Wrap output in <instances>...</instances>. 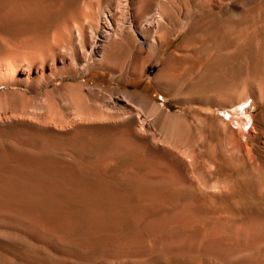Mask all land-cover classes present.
Instances as JSON below:
<instances>
[{
    "label": "rangeland",
    "instance_id": "1",
    "mask_svg": "<svg viewBox=\"0 0 264 264\" xmlns=\"http://www.w3.org/2000/svg\"><path fill=\"white\" fill-rule=\"evenodd\" d=\"M201 1L0 0V62L10 66L0 77V264H221L169 251L117 256L114 236L127 235L126 248L141 242L126 228L133 226L129 214L118 230L116 221L107 228L109 235L95 224L98 208H112L111 194L129 200L128 210L178 209L184 199L227 226L264 221V128L258 122L253 134L240 133L228 117L244 114L231 112L226 98L244 85L253 42L264 32V8L232 17L226 0L212 7ZM158 10L166 15L160 38L145 31ZM92 27L106 47L80 63L83 39L76 30L88 35ZM117 27L122 31L115 35ZM249 103L252 112L264 113V102ZM172 178L178 182H164ZM19 202L28 203L26 212ZM96 230L106 239L102 232L96 238ZM82 235L99 243L93 238L87 246Z\"/></svg>",
    "mask_w": 264,
    "mask_h": 264
},
{
    "label": "bare ground",
    "instance_id": "2",
    "mask_svg": "<svg viewBox=\"0 0 264 264\" xmlns=\"http://www.w3.org/2000/svg\"><path fill=\"white\" fill-rule=\"evenodd\" d=\"M227 1V4H228V8L226 9H230L231 10V15L234 11H238V10H243V11H248L250 13L249 10H251L252 8L254 7H258L259 9H263L264 8V0H226ZM229 1V2H228ZM214 2H217V1H214V0H202L201 1V4H199V6H203V7H208V6H211ZM123 4H126V3H123ZM218 4V3H217ZM216 5V4H215ZM212 7V6H211ZM217 7V6H216ZM225 7V6H224ZM214 8V7H213ZM259 9H256L259 10ZM138 10V9H137ZM161 10V9H160ZM158 10L156 11L155 13L151 14L148 18H147V21L145 22L146 23V32H147V28H150V29H153L156 34H155V37L157 38H160V34L158 33L157 34V30H158V24L159 22L161 21V19L163 18V13ZM253 10V9H252ZM255 10V9H254ZM233 11V12H232ZM240 12V11H239ZM254 11H252L253 13ZM245 13V12H244ZM234 14V13H233ZM240 13L236 14L237 16H239ZM110 15V14H109ZM165 15V13H164ZM187 15V14H186ZM247 15V13H246ZM252 15V14H251ZM111 16V15H110ZM166 16V15H165ZM258 16V15H257ZM255 17L258 19H261L262 18V13H261V16L260 18L258 17ZM233 17V15H232ZM102 19V16L98 19L99 21ZM104 19L107 23H109V17L107 14L104 15ZM235 19V18H233ZM263 21H264V17L262 18ZM255 20V19H253ZM127 25L130 29L132 28H135L133 26V22L131 19H125L124 20ZM262 21V20H261ZM260 21V22H261ZM262 21V22H263ZM121 22V21H120ZM254 22L256 23V21H253V24ZM259 23V21H258ZM252 24V25H253ZM248 25H251L248 24ZM251 25V26H252ZM260 26V25H259ZM263 26V25H262ZM108 27L111 28V25L108 24ZM140 27V26H139ZM161 22H160V30H161ZM258 27V26H257ZM256 27V28H257ZM141 28V27H140ZM262 28V29H261ZM259 28L260 30H263V27ZM112 29V28H111ZM249 29V27L247 26L246 30ZM258 29V28H257ZM258 29V30H259ZM115 30V29H114ZM136 30V29H134ZM122 29L121 28H118L117 27V30H116V34L117 35L118 33H121ZM249 30L245 31V32H248ZM254 30H252L253 32ZM110 32V31H109ZM150 32V30H149ZM251 32V34H253ZM261 31H259L260 33ZM115 33V32H113ZM113 33H109L110 36L113 34ZM140 33V32H139ZM76 34L77 36L79 37V39H83V42H82V48H81V52L82 54L85 56V58H78L77 61H79L80 63H82L83 61L86 60V54L88 53H91V54H98L100 52H102L103 48L105 45H103L99 39V31L97 30V28H94L92 27L91 30L89 31L88 35H84V34H81L79 30H76ZM146 34V33H145ZM145 34H143V36L146 38ZM149 34V33H148ZM250 34V36H252ZM154 35V34H153ZM161 36H164L163 34ZM246 34L243 36L245 37ZM149 37V36H148ZM147 37V38H148ZM242 37V38H243ZM154 38V36H153ZM165 38V37H164ZM241 38V39H242ZM168 39V38H167ZM246 39V38H244ZM163 40V38L161 39V41ZM251 40H252V37H251ZM250 40V41H251ZM145 41V40H144ZM240 41V39H239ZM245 41V40H244ZM243 41V42H244ZM253 42V41H252ZM161 44V43H160ZM239 44V43H238ZM247 44L249 45V43H246L245 45L247 46ZM256 50L255 53H254V56L250 57L248 56V60L250 59V64L248 66V69H247V72H246V77H245V80L243 81L244 82V85L242 87V89H239V90H235L234 88H231L230 90L234 89V91H231L229 93V91L227 92V96L226 97L228 100V104H229V110H231V112H234V113H238V112H241L244 114V116H234V115H229L228 117V120L229 122H231L232 124L236 125V127L241 131L240 133H243V135L245 133L247 134H253L256 129H257V123L258 122H261V125L262 127L264 128V113H254L251 111V108H250V100H255L256 102L258 103H263L264 102V32H261L255 39V41L253 42ZM252 44V46H253ZM162 45V44H161ZM240 45V44H239ZM106 47V46H105ZM251 49V48H250ZM105 51V50H104ZM253 54V53H252ZM101 55V53L99 54ZM42 57V56H41ZM95 57V56H94ZM250 57V58H249ZM32 58V57H31ZM30 58V59H31ZM60 58V57H59ZM30 59H27L29 60L30 62ZM33 60H36V58ZM89 61V60H88ZM12 62V61H11ZM13 65V63H11ZM14 63L16 61H13ZM33 62H36V61H32L31 63ZM60 64H62V66H65L66 65V59L65 58H61L60 59ZM0 62V77H2L4 75V72L7 70V68H10V66H8L7 64L9 63H2ZM32 65V64H31ZM34 65V63H33ZM32 65V66H33ZM13 68V66H12ZM33 68V67H32ZM9 70V69H8ZM9 73V71H7ZM5 75H7L5 73ZM4 75V76H5ZM237 83V81H236ZM241 88V87H240ZM237 89V88H236ZM229 93V94H228ZM226 95V93H225ZM205 97V96H204ZM224 98V100L226 99ZM218 99V98H217ZM216 99V100H217ZM223 100V101H224ZM218 101V100H217ZM226 102V101H224ZM226 102V103H227ZM219 103V102H218ZM249 103V104H248ZM141 108V107H140ZM142 111V110H141ZM242 114V115H243ZM87 116V115H86ZM85 116V117H86ZM104 116V115H102ZM83 117V116H82ZM88 117V116H87ZM99 117V116H98ZM101 117V116H100ZM105 117V116H104ZM109 117V116H108ZM84 118V117H83ZM82 118V119H83ZM89 118V117H88ZM90 118H93V116L91 115ZM95 118V117H94ZM97 118V117H96ZM102 118V117H101ZM91 120V119H90ZM75 123V122H74ZM228 123V121H227ZM77 128V127H76ZM81 128V127H80ZM83 128V127H82ZM81 128V129H82ZM84 130V128H83ZM261 131V130H260ZM248 136V135H247ZM126 149V148H125ZM239 151V150H238ZM238 151H237V154H238ZM252 152V151H251ZM240 153V152H239ZM250 153V152H249ZM193 153L189 154L188 156L191 157ZM195 154V153H194ZM249 158V157H248ZM190 159V158H189ZM252 159V158H250ZM192 161V160H191ZM191 163V162H190ZM208 163V162H207ZM167 164H172L169 162H167ZM170 165H167L170 169ZM207 165V164H206ZM59 166V165H58ZM55 167V165H54ZM61 167V166H60ZM60 167L59 170H60ZM53 168V167H52ZM57 168V169H58ZM62 168V167H61ZM212 168V167H211ZM54 169V168H53ZM55 170V169H54ZM66 170V169H65ZM71 170V169H70ZM68 170V171H70ZM168 171V170H167ZM62 172H65V171H62ZM71 172V171H70ZM73 172V170H72ZM71 172V174H72ZM56 173H57V170H56ZM59 173V172H58ZM68 173V172H67ZM172 173V170L168 173L169 175L167 176V173H166V176L169 177L170 174ZM62 174V173H61ZM70 174V173H69ZM68 174V175H69ZM70 174V175H71ZM177 174V172H176ZM180 175L184 173L180 172L179 173ZM178 174V175H179ZM18 175V174H17ZM75 175V174H74ZM179 175V177H180ZM73 176V174H72ZM71 176V177H72ZM165 176V177H166ZM189 176V174H188ZM112 177V176H111ZM166 177V178H167ZM170 177H173V176H170ZM169 177V178H170ZM182 177V175H181ZM180 177V179H181ZM184 177V176H183ZM187 177V176H186ZM74 178V176L72 177ZM188 178V177H187ZM37 179H40V178H37ZM78 180L80 179L79 177L77 178ZM82 179V178H81ZM184 179V178H183ZM166 180V179H165ZM164 182H168L167 184L169 183H172V181H174V178H172V180H166ZM35 181V180H33ZM40 181V180H38ZM36 181V184H38ZM42 181V179H41ZM89 181V180H88ZM185 181V180H183ZM194 181V180H193ZM43 182V181H42ZM52 182V181H51ZM77 182H80V181H77ZM87 182V181H86ZM174 182H178L177 180L174 181ZM173 182V184H174ZM181 182H182V179H181ZM180 182V183H181ZM187 182V181H185ZM192 182V181H191ZM189 182V183H191ZM45 183V182H44ZM42 183V184H44ZM50 182H47L46 183V186H48L47 184H49ZM88 183V182H87ZM86 183V184H87ZM90 183V182H89ZM93 183V182H92ZM41 184V186H43ZM55 185L56 184V180L54 182L53 180V183L50 184L49 186L51 185ZM97 184V183H96ZM172 184V185H173ZM183 184V182H182ZM194 185V182L191 183ZM190 184V185H191ZM54 185L52 187H54ZM60 185V184H59ZM76 185V184H74ZM78 185V184H77ZM76 185V187H77ZM81 185V184H80ZM99 185V184H98ZM178 185V184H177ZM189 185V188L191 187ZM38 186V185H37ZM45 186V184H44ZM43 186V187H44ZM45 186V187H46ZM62 186V185H61ZM85 186V185H84ZM169 186V185H168ZM214 186H222L223 185H214ZM40 187V186H39ZM42 187V188H43ZM57 187H58V183H57ZM60 187V186H59ZM93 187H95L93 185ZM98 187V186H97ZM36 188V187H35ZM42 188H39L40 190L38 191V193L41 191ZM64 189V187H62ZM91 188V187H90ZM225 188V187H224ZM223 188V189H224ZM15 189V188H14ZM49 190H53V189H50V187L48 188ZM59 189V188H58ZM86 189V188H85ZM95 189V192L98 190L96 188ZM48 190V191H49ZM62 190V189H61ZM188 190V189H187ZM44 191V189H43ZM42 191V192H43ZM45 191H47V187L45 188ZM56 191V189H55ZM68 191V190H66ZM74 191V190H73ZM89 191V190H88ZM100 191V190H99ZM98 191V192H99ZM102 191V190H101ZM100 191V192H101ZM37 192V191H36ZM111 192V191H110ZM115 192V191H114ZM54 193V192H53ZM52 193V194H53ZM60 193V192H59ZM102 193V192H101ZM109 193V192H108ZM264 193V192H263ZM44 194V193H43ZM50 194V193H48ZM103 194V193H102ZM106 194V192H105ZM111 194V193H110ZM125 194V193H124ZM33 195V194H32ZM73 195V194H71ZM80 195V194H79ZM107 195V194H106ZM130 195V194H129ZM50 196V195H48ZM52 196V195H51ZM50 196V197H51ZM60 196V194H59ZM58 196V197H59ZM84 196V195H83ZM101 196V195H100ZM99 196V197H100ZM53 197V196H52ZM66 196H61V198H65ZM75 197V196H74ZM80 198V196H78ZM115 197V196H114ZM111 194V196H108L107 197V201L110 203V205H112V208L109 209V210H103L100 208H98V211L96 213V216L92 217L95 219L96 221V225H98L99 227L98 228H102V229H105L104 231L109 235V231H107V228L110 227V226H115L113 225L112 223L116 221V230H118L120 228V224L122 223V220L123 218L126 216V215H131L132 217V220H133V223L130 222L131 224H133L132 227H129L126 225V228H134V231H135V235H133L132 233L130 235L133 236V240L135 239V237L137 238V241L139 239V242H141L140 244H136V246H132L129 247L128 245V248L125 247V244L128 243V239L126 237H117L120 233H117L116 235L117 236H114V238H116V241L114 240V243H117L119 245V247L117 248L116 252H114V254H117V256H119L121 253H124L125 255H129V253L131 254H136L138 256H140V254H144V255H148V254H153V253H158V252H161V251H169V252H173V253H180V254H189V255H204L207 257H210V258H207V262L209 261V259L211 260V258H214L216 260H219L217 262H221V264L223 262H229L228 264H264V255L260 254L259 250H260V246L264 245V221H261V223H247L245 222L244 224L240 225V226H227L226 224V227L228 228H225V225L223 224V222H220L218 219L210 216L209 214H207V212L205 213L204 210L202 209V211L200 210L201 208L198 206V210H197V204H194L192 203L191 201L193 200H185L184 199L182 200L183 203H181V206L178 208V209H173L172 208H165V210L163 211H150V209L147 211H135L132 209L131 206V209H126L123 205V202L125 203V200L124 198L122 197H116L114 198ZM125 197H128V196H125ZM135 197V196H134ZM134 197L133 200L131 201H134ZM151 197V196H149ZM27 198V197H26ZM60 198V197H59ZM106 198V197H104ZM159 198V197H157ZM157 198H153L151 199V201H161L162 202H165L164 200H159ZM21 199V198H20ZM81 199V198H80ZM83 199V198H82ZM129 199V198H128ZM167 199V198H166ZM187 199V197L185 198ZM22 200V199H21ZM44 200V199H43ZM56 200V199H55ZM60 199H58L59 201ZM93 200V199H92ZM91 200V201H92ZM98 200V199H97ZM125 200V201H124ZM137 200L139 202H148L149 200L148 199H140L139 197L137 198ZM137 200L135 199L134 202H137ZM170 200V199H169ZM61 201V200H60ZM65 201V200H64ZM78 201V200H77ZM100 201V200H99ZM129 201V200H128ZM127 203L129 204L130 202ZM167 202H171V201H168L166 200ZM174 201V200H173ZM177 200L175 199V202ZM62 202V201H61ZM102 202V201H101ZM106 202V203H108ZM20 205H21V202H19ZM33 202H31L32 204ZM63 203V202H62ZM71 203V202H70ZM92 203H96L95 202H92ZM192 203V204H191ZM24 204V203H22ZM28 204V203H27ZM27 204H25L27 206ZM49 204V202H48ZM47 204V205H48ZM60 204V203H59ZM163 204V203H162ZM171 204V203H170ZM24 205V206H25ZM42 205V204H41ZM66 205V203H65ZM64 205V206H65ZM98 205V204H97ZM172 205V204H171ZM194 206L196 205V209L195 207H190V206ZM23 205L19 206V208H21ZM23 206V207H24ZM63 206V207H64ZM69 206V205H68ZM133 206V205H132ZM167 206V205H166ZM179 206V205H177ZM31 207V206H30ZM60 207V206H59ZM71 207V206H70ZM69 207V208H70ZM84 207V206H83ZM28 208V207H27ZM46 208V206H45ZM49 209V207H47ZM72 208V207H71ZM109 208V207H108ZM200 208V209H199ZM25 209V207H24ZM56 209V208H55ZM62 209V208H61ZM105 209V208H104ZM153 209V208H151ZM195 209V210H194ZM27 209H25V212H26ZM31 210V208L29 209ZM38 210V209H37ZM37 210L35 212H37ZM43 210V209H42ZM59 210V209H58ZM23 211V210H22ZM33 211V209L31 210ZM68 211V210H67ZM73 211V210H72ZM39 212V211H38ZM48 212V211H47ZM50 212V211H49ZM52 212V211H51ZM50 212V213H51ZM63 212V211H61ZM49 213V214H50ZM56 213V212H55ZM39 214V213H38ZM214 214V213H213ZM218 214V213H217ZM28 215H30L28 213ZM40 215V214H39ZM67 215V214H66ZM215 215V214H214ZM216 216V215H215ZM32 217H34V215L32 214ZM37 217V216H36ZM77 217V216H75ZM88 217V216H87ZM41 218V216H40ZM44 218V217H43ZM91 218V219H92ZM30 219V218H29ZM47 219V218H45ZM55 219V218H53ZM65 219V218H64ZM67 219H69L67 217ZM74 219V218H73ZM81 219V218H80ZM88 219V218H87ZM25 220V219H24ZM35 220V219H33ZM70 220V219H69ZM68 220V221H69ZM28 221V220H27ZM41 221V220H40ZM76 221V218L75 220H73V222ZM87 221V220H86ZM253 221V220H251ZM36 222V221H34ZM37 222H39L37 220ZM56 222V221H55ZM258 222V221H257ZM41 223V222H40ZM67 223V222H66ZM87 223V222H86ZM89 223H92V222H89ZM126 223V222H125ZM222 223V224H220ZM36 224V223H34ZM65 225V223H63ZM53 225V224H52ZM59 225V224H58ZM95 225V226H96ZM129 225V224H128ZM224 225V226H223ZM27 226V225H26ZM39 226V225H38ZM36 226V227H38ZM44 226V225H43ZM92 226V224H91ZM131 226V225H130ZM31 227V226H29ZM45 227V226H44ZM51 229L52 230V226L50 225ZM64 227V226H63ZM70 227V224L67 228ZM88 227V226H86ZM90 227V226H89ZM93 227V226H92ZM123 227V225H122ZM43 228V227H42ZM42 228L40 227V229L42 230ZM58 228V227H57ZM65 228V227H64ZM96 228V227H95ZM112 228V227H111ZM37 229V228H36ZM47 229V227H46ZM115 229V228H114ZM44 230V229H43ZM42 230V231H43ZM49 230V229H48ZM58 230V229H57ZM64 229H61L60 231L64 232L63 231ZM70 230V229H69ZM68 230V231H69ZM92 228L90 229L89 228V233H87L86 236H88V234L91 233ZM94 230V229H93ZM100 230V229H99ZM125 230V229H124ZM127 230V229H126ZM129 230V229H128ZM127 230V231H128ZM56 231V229H55ZM60 231H59V235H60ZM85 231H88L87 228L85 229ZM122 231V230H121ZM130 231V230H129ZM44 232V231H43ZM49 232V234H48ZM46 232L48 234V236L52 233V231H48ZM93 232V231H92ZM99 232H102V238L103 236L105 237L104 239H106V234L103 232V231H98L96 230V233H99ZM111 232V230H110ZM125 232V231H124ZM55 235H56V232H54ZM66 233V232H65ZM95 233V231L93 232ZM112 233V232H111ZM116 233V232H115ZM57 234V235H58ZM105 234V235H104ZM61 235H64V234H61ZM84 235V233H83ZM79 236L78 240L81 239L82 237L84 236ZM100 235L97 234L96 235V238L100 237L98 236ZM111 235V234H110ZM129 235V234H128ZM42 236V235H41ZM54 236V235H52ZM51 236V237H52ZM86 236L84 237V239H86ZM92 236V234H91ZM95 236L93 235V238ZM108 237V236H107ZM41 238V237H40ZM89 238V237H88ZM93 238L90 237L89 239L93 241ZM102 238H99L102 239ZM110 240V237H108ZM113 238V237H112ZM131 238V237H130ZM83 239V238H82ZM76 240V239H75ZM90 240L88 241V239L85 240V244L87 246H94V242L97 241V243H99L98 240H95L94 238V242H90ZM80 241V240H79ZM84 241V240H83ZM88 241V242H87ZM110 241H113V240H110ZM131 241V240H130ZM82 242V240H81ZM89 242L91 244H89ZM136 242V240H135ZM88 243V244H87ZM102 243V242H101ZM132 243V242H131ZM81 244V243H80ZM133 244V243H132ZM85 245V247H86ZM134 245V244H133ZM105 246V245H104ZM83 248V246H82ZM87 248V247H86ZM70 249V248H69ZM76 250V249H74ZM115 251V250H114ZM264 251V249H263ZM77 252V251H76ZM109 252V251H108ZM127 252V253H126ZM75 255H79L77 253H75V251L73 252ZM78 253H80L78 251ZM86 253V252H85ZM105 253V252H104ZM111 253V252H110ZM108 253V254H110ZM119 253V255H118ZM262 253V252H261ZM264 253V252H263ZM91 254V253H90ZM82 255V254H81ZM86 256V254H83ZM122 255V254H121ZM120 255V256H121ZM124 255V256H125ZM162 255V254H161ZM80 256V255H79ZM123 256V255H122ZM130 256V255H129ZM132 256V255H131ZM84 257V256H82ZM88 257V256H86ZM132 257H135V256H132ZM171 257V256H170ZM178 257V256H176ZM181 257V256H179ZM184 257V256H183ZM186 257H190V256H186ZM195 257V256H194ZM199 258V256H196ZM123 258V257H122ZM160 258V257H158ZM161 258H163L161 256ZM201 258V257H200ZM204 258V257H203ZM202 258V259H203ZM205 261V260H204ZM213 263H215L216 261L213 260ZM210 262V261H209ZM45 263V262H43ZM206 263V262H204ZM40 264V263H39ZM42 264V263H41ZM49 264H52V263H49ZM212 264V262H211ZM220 264V263H218Z\"/></svg>",
    "mask_w": 264,
    "mask_h": 264
}]
</instances>
